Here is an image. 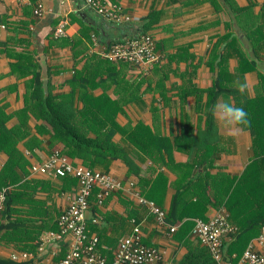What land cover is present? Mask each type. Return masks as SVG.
I'll list each match as a JSON object with an SVG mask.
<instances>
[{"label": "crops", "instance_id": "1", "mask_svg": "<svg viewBox=\"0 0 264 264\" xmlns=\"http://www.w3.org/2000/svg\"><path fill=\"white\" fill-rule=\"evenodd\" d=\"M108 1L119 5L129 21L115 26L86 8L83 0H0V172L13 152L3 133L20 135L14 150L23 160L15 164L20 179L13 190L20 195L12 205L14 211L0 218V264H53L65 256L73 241L71 235L59 239L55 234L57 218L68 206L77 182L71 176L54 177L30 169L56 152L65 155V144L27 97L32 75L12 71L16 55H32L38 63L42 88L44 80L48 87L47 95L43 89L44 101L48 96L58 99L74 94L79 112L93 99L106 97L112 102L107 113L120 128L112 141L136 171L130 173L120 158H109L94 168L123 183V188L102 204L97 203L96 190L90 197L88 229L97 235L99 252L108 262L113 260L120 238L132 232L134 219L141 228L142 241L162 253L161 261L150 264H176L187 252L186 241L197 243L191 234L195 219L208 221L228 214L215 195L220 193L222 182L239 177L253 158L248 130L227 129L214 114L213 126H208L206 91L219 71V60L212 68L208 62L217 41L230 35L233 45L221 43L218 53L225 56L231 86L246 84L244 93L249 98L256 96L260 77H264V0ZM37 2L44 6L42 16L34 15ZM247 7L251 8L249 12H238ZM63 18L68 21L66 36L54 39L51 31ZM148 21L151 23L146 33L155 38L156 48L163 55L152 69L144 72L103 56L110 44L141 33L143 23ZM238 52L255 61L254 70L240 72ZM78 72L83 76L74 82ZM221 101L235 105L231 95H221L216 103ZM137 126H145V138L141 131H133ZM94 127L98 129L99 125ZM86 133L88 138L96 137L94 131ZM150 134L161 141L153 146ZM141 148L153 150L154 157ZM67 157L74 165L87 167L82 158ZM209 176L216 188L204 191L203 181ZM20 184L25 186L21 188ZM136 190L146 199L153 191L156 200H149L166 211L167 219L174 195L186 192L189 202L176 213L178 220L171 223L176 226L174 232L157 224L147 206L134 195ZM197 212L202 217L196 216ZM97 215L100 219L92 223ZM6 224L11 227H4ZM259 234L249 244L264 253V245L257 240ZM231 241V237L226 240L223 260L245 264L242 255L235 259L233 253L230 257Z\"/></svg>", "mask_w": 264, "mask_h": 264}, {"label": "trees", "instance_id": "2", "mask_svg": "<svg viewBox=\"0 0 264 264\" xmlns=\"http://www.w3.org/2000/svg\"><path fill=\"white\" fill-rule=\"evenodd\" d=\"M250 9V7H247L246 9H239L238 12H249ZM149 21L143 23L141 33L146 32L153 20L150 23ZM82 34H85L84 31ZM229 36L225 35L220 38L209 56L208 63L211 68L219 60L217 63L219 71L213 80L212 86L206 91L208 103L205 113L208 126H213V113L211 109L221 95H231L235 99V106L243 107L248 112L250 118V127L244 129L248 130L252 135L253 158L245 166V169L239 177L227 180L226 184L222 182L220 193L215 195L216 201L223 204L228 212L229 221L237 227V232L231 236L232 241L229 244V255L231 257L234 253L236 256L235 259H238L248 247L251 240L260 233L264 226V77H260V85L257 88L256 96L253 98H249L244 92L241 93L236 87L231 86V74L225 67V56L218 53V47L221 43L226 42L228 43L227 46L233 45ZM237 54L240 57L239 70L241 73H244L246 70L255 69L256 63L254 60L244 57L240 52ZM16 56L17 62L12 65V71H22L26 75H32L27 97L42 112L41 117L51 124L56 138L64 142L65 155L71 158H82L85 166L90 169H94L98 164H105L109 158H120L128 165L130 173L136 171L134 164L127 158V155L112 141L114 134L120 128L114 122L113 115L107 113L112 107V102L108 98L91 100L86 104L85 110L82 112H79L75 108L74 94L66 95L58 99L48 96L44 101L42 78L38 63L32 55L26 53H21ZM82 76L83 72H78L74 77V82L76 80L81 81ZM80 88L82 87L80 86ZM198 93L201 94L202 91L198 90ZM89 120H94V123H91ZM95 124L99 125L98 129L94 127ZM90 130L95 132V138L87 137L86 131ZM133 131H141L140 135L144 138L145 133L147 134L145 126H137ZM7 132L3 133L2 138L7 146L13 148V152L11 159H9L6 166L0 172V189L10 187L2 216L14 211L12 205L17 202L16 196L20 195L19 191L13 190V187L20 179L19 175L14 171L15 164H20V161L23 162L22 158L20 159V155H16V151L14 150L20 135L15 134V132ZM133 136H135V133ZM149 139V143H154L153 146L158 144L157 141H161L152 134H150ZM2 147L0 146V149ZM157 149L159 152L162 151L161 148ZM164 149L169 152L168 148L165 147ZM141 150L148 156L154 157L153 150L149 151L145 148H141ZM75 180L77 182V179ZM159 180L158 178L154 181V187L158 185ZM203 185L202 190L204 191L209 187H212V189L216 188L212 184L210 176L205 178ZM24 186L21 185V188ZM185 193V191L184 193L180 191L173 197L171 212L169 213L168 219L166 217V221L170 225L171 223L177 222L178 216L176 213L181 207H184V202H189V198L185 196ZM152 194L153 191L148 193V199H155ZM196 216L202 217V213L197 212ZM185 224L186 227L192 226V223ZM2 227L3 225H0V228ZM4 227H11V225L6 224ZM186 245V254L176 264H220L212 257L208 248L202 246L198 241L197 243H192L187 240Z\"/></svg>", "mask_w": 264, "mask_h": 264}, {"label": "built area", "instance_id": "3", "mask_svg": "<svg viewBox=\"0 0 264 264\" xmlns=\"http://www.w3.org/2000/svg\"><path fill=\"white\" fill-rule=\"evenodd\" d=\"M83 2L86 8L115 25L129 21V17L122 14L116 3L108 0H83ZM43 13V4L37 2L34 15L42 16ZM67 24L66 18L60 19L51 31L52 37L58 39L66 36ZM103 56L111 61L129 63L144 72L152 69L163 57L156 48L155 38L146 32L113 42ZM30 169L33 173L54 177L71 176L77 179L75 193L57 219L58 232L55 234L59 239L71 235L73 241L65 256L53 264H150L163 259L158 248L148 246L142 241L141 228L134 219L132 232L120 238L111 262L99 252L98 237L90 233L87 225V213L91 208L90 197L96 190L94 195L97 203L102 204L108 196L123 188L121 180L107 172L74 165L67 156L59 152L51 155L42 164L32 165ZM129 184L134 186L133 182ZM9 189L10 187L0 189V218L5 209ZM134 195L140 204L147 206L159 226L168 227L170 232L176 230V226L166 221L167 214L164 209L140 195L138 190ZM98 219H100L99 215L92 218L91 222L97 223ZM236 232L237 227L229 221L228 214L224 212L208 221L195 219L191 234L202 246L208 248L218 263L231 264L223 260L224 247L226 240ZM257 240L259 244L264 245V226ZM241 261L245 264H264V253L255 250L249 244L241 256Z\"/></svg>", "mask_w": 264, "mask_h": 264}, {"label": "clouds", "instance_id": "4", "mask_svg": "<svg viewBox=\"0 0 264 264\" xmlns=\"http://www.w3.org/2000/svg\"><path fill=\"white\" fill-rule=\"evenodd\" d=\"M247 85L237 82L238 91L243 93ZM221 125L227 129L241 131L243 128L250 127V118L248 112L243 107H237L234 104L221 101L216 103L211 109Z\"/></svg>", "mask_w": 264, "mask_h": 264}, {"label": "water", "instance_id": "5", "mask_svg": "<svg viewBox=\"0 0 264 264\" xmlns=\"http://www.w3.org/2000/svg\"><path fill=\"white\" fill-rule=\"evenodd\" d=\"M43 89H44L45 95H47L48 87H47V81L46 80L43 81Z\"/></svg>", "mask_w": 264, "mask_h": 264}]
</instances>
